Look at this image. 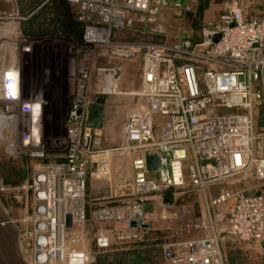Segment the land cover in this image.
<instances>
[{
	"label": "built area",
	"instance_id": "built-area-1",
	"mask_svg": "<svg viewBox=\"0 0 264 264\" xmlns=\"http://www.w3.org/2000/svg\"><path fill=\"white\" fill-rule=\"evenodd\" d=\"M184 1L67 0L84 28V45L94 51L73 76L64 155L50 159L33 139L40 104H27L12 117L27 156L36 162L28 183L7 190L28 200L27 213L12 221L26 264H94L97 254L139 249L152 227L168 220L167 209L186 195L226 181L264 182V128L255 124L264 109V16L247 18L248 7L234 1L219 20L203 23L201 41L186 31L173 43L159 41L166 33L164 11L173 10L182 21L196 12L199 0ZM123 31L139 39L148 31L150 37L118 41ZM139 60L140 85L133 97L147 105L127 114L120 143L106 147L103 131L86 127L85 109L96 95H120V71ZM20 99L19 94L8 101L7 111ZM148 157L158 160L153 171ZM121 161L127 162L130 179L117 182L116 167L125 173ZM92 183L107 185L95 207L89 203ZM210 205L228 209L184 221L163 245L164 264H226L220 240L261 247L262 196L227 189Z\"/></svg>",
	"mask_w": 264,
	"mask_h": 264
},
{
	"label": "rangeland",
	"instance_id": "rangeland-1",
	"mask_svg": "<svg viewBox=\"0 0 264 264\" xmlns=\"http://www.w3.org/2000/svg\"><path fill=\"white\" fill-rule=\"evenodd\" d=\"M21 2L0 0V29L9 24L17 26L15 40L11 42L9 36L0 39V71H5L0 76V94L3 97V100H0V112L7 118L3 119L0 115V216L3 217L5 210L11 223L27 213L29 205L25 195L15 197L7 190L28 183L31 170L36 164L27 156L28 148L24 146L21 135L17 134V124L12 117L19 115L21 108L27 104H40L42 112L38 134L34 135L33 139L39 140L50 159H60L68 145L66 125L73 101V76L78 74L80 66L86 63L88 55H93L94 51L84 43L75 42L60 34L54 35L60 29L58 22L60 18L55 12V5L46 2L48 8H45L46 10L40 8L35 12L38 16L33 24L28 23L29 17H27L33 7V0H21ZM217 2H223L227 6L232 0H217ZM71 13L73 14L72 9ZM173 19H177L174 14ZM33 27L42 37L27 40L24 37V29L30 31ZM132 38L137 40L136 42L142 40L130 31L120 32L117 36V40L121 42L131 43ZM125 66L122 68L123 77L119 81L120 95L112 97V103L106 112L103 131L106 147L117 146L120 143L119 131L122 120L132 108L133 93L140 85V60L128 62ZM19 81H21L20 85ZM44 81L51 82L56 90H62L66 87L64 83L68 81L67 94L49 98V94L42 91ZM19 88L21 99L18 103L10 105L13 110L8 112L7 108L11 104L8 101L17 99ZM255 124L258 130L264 128L263 108L258 110ZM18 126H21L20 121ZM118 168L115 169L114 180L120 182L119 173L123 172ZM123 175L125 179H130L126 171ZM88 194L89 203L95 207L99 200L107 195V185L92 183ZM152 211V206L148 205L146 212ZM166 212L168 220L158 221L152 227L149 239L141 245V249L96 256L94 264H164L163 245L180 231L184 221L200 217V192L186 195ZM20 244L23 249L21 238ZM23 257L26 262V257Z\"/></svg>",
	"mask_w": 264,
	"mask_h": 264
},
{
	"label": "crops",
	"instance_id": "crops-1",
	"mask_svg": "<svg viewBox=\"0 0 264 264\" xmlns=\"http://www.w3.org/2000/svg\"><path fill=\"white\" fill-rule=\"evenodd\" d=\"M234 1H238L241 5L248 7L246 11L247 18H253V17L261 18L264 16V0H232V2ZM232 2H230L229 4H231ZM224 6L225 4L223 2H217V0H212V4L210 8L205 12L203 16V23L219 20L221 15L224 13V8H225ZM173 14L175 15V12L171 9L163 12L161 16V20L165 25L166 33L163 36L158 37V40L165 43H173L179 38L180 34L183 31L188 32L191 35V37L194 38L195 31L188 24V21H186L185 19L184 21H182L178 18L174 20ZM149 37L150 35L148 31L146 32L145 35L141 36L142 39H148ZM125 65H127V63ZM4 72H5L4 70L0 71V76L3 75ZM20 84L21 81H19V85ZM43 84L44 85L42 91L43 90L46 91L49 94V98L53 99L56 98L57 95L64 96L67 94L66 89L68 90L67 87L68 81L64 83L66 87H64L62 90H56L51 85V82L45 83L44 81ZM19 92H20V88H19ZM0 100H3L1 94H0ZM119 164L120 167L122 166L124 168V171H126V174L128 175L129 170H128L127 162L121 161V163ZM119 176L121 181L127 180L125 179L124 175L119 174ZM227 189H243L246 190L249 195H259L264 198V182L251 181V182H244L239 185H233L231 181L218 183L209 186L204 193L200 192V218L202 216L207 215L209 211L212 214H215L217 211H226L228 209V205H224L219 208H215L210 205L212 199L216 198L223 190H227ZM220 247L222 249L226 264H264V248L262 246L258 248L240 247L238 245H234L225 242L223 240H220Z\"/></svg>",
	"mask_w": 264,
	"mask_h": 264
},
{
	"label": "water",
	"instance_id": "water-1",
	"mask_svg": "<svg viewBox=\"0 0 264 264\" xmlns=\"http://www.w3.org/2000/svg\"><path fill=\"white\" fill-rule=\"evenodd\" d=\"M174 3L185 5L186 2L184 0H174ZM44 5H42L40 8H42ZM215 41L218 42L219 37H217ZM116 62H119V60H116ZM112 97L113 96H107L103 94L96 95L94 97L93 103L85 109L86 127L104 131L105 114L107 111L106 109H108V107L111 105ZM143 105H147V100L144 99L138 101L135 97H133V106L130 109V111H128L124 116L122 120V124L129 112H132L136 109V107ZM122 124L119 131V140H121ZM147 166L150 171L155 170L158 166L157 158L148 157ZM172 199H173V191L167 192L165 197V203L168 205L171 204ZM133 226L136 227V223H133ZM68 228H72L71 217H68ZM261 246L264 248V242L262 243ZM0 264H26L24 262L23 252L20 245V233L18 228L14 226L12 223L11 225H9L1 216H0Z\"/></svg>",
	"mask_w": 264,
	"mask_h": 264
},
{
	"label": "trees",
	"instance_id": "trees-1",
	"mask_svg": "<svg viewBox=\"0 0 264 264\" xmlns=\"http://www.w3.org/2000/svg\"><path fill=\"white\" fill-rule=\"evenodd\" d=\"M52 3L55 5V12L57 16L60 18L58 22H60V29L55 32L54 35H62L66 36L69 39L78 42V43H83V37H84V28L83 26L75 19L74 13H71V7L67 0H33L34 3H32L33 7L31 10L28 12L29 21L28 23H33L35 22V19L37 18L38 15H36V11L44 5L46 2ZM21 2V0H20ZM22 4V2H21ZM212 4V0H199L197 9L195 13H189L186 15L185 20L188 21V24L193 28L195 31V35L193 41L194 42H199L201 41L200 38V30L203 25V16L205 12L210 8ZM30 7V5H29ZM48 8L46 5H44L40 10ZM41 14V13H40ZM24 37L27 40L31 39H38L41 38L42 35L38 34L36 29L33 27L30 31H27L24 29ZM137 38H139L137 36ZM134 38H132V41L130 42H136ZM141 249V248H139ZM139 249H136L139 250ZM131 251V250H130ZM134 251V250H133ZM118 253V252H116ZM111 254V253H108ZM101 255H107V254H97L96 256H101ZM95 256V258H96ZM102 257H100L101 259ZM104 258V256H103ZM95 262V261H94ZM105 262V261H104ZM105 264V263H102Z\"/></svg>",
	"mask_w": 264,
	"mask_h": 264
},
{
	"label": "bare ground",
	"instance_id": "bare-ground-1",
	"mask_svg": "<svg viewBox=\"0 0 264 264\" xmlns=\"http://www.w3.org/2000/svg\"><path fill=\"white\" fill-rule=\"evenodd\" d=\"M17 26L16 25H14V24H9V25H7L6 27H4L3 29H0V39H5L6 38V36H9L12 40H11V42L13 41V40H15L14 38H16L17 36V28H16ZM8 38V37H7ZM12 46V45H11ZM6 47V46H5ZM3 49V48H2ZM13 50V49H12ZM10 51V50H9ZM26 51V50H25ZM0 115H1V118H3V119H7V118H5L4 116H3V114L2 113H0ZM34 130H36V128L34 129ZM4 210V209H3ZM2 211V210H1ZM6 211L4 210V215H3V219L8 223V224H11V221H10V219L8 218V215H7V213H5ZM3 214V213H2ZM21 245V244H20ZM22 248V247H21ZM23 250V249H22ZM22 252H24V251H22ZM23 256H25V253H23ZM25 259V258H24Z\"/></svg>",
	"mask_w": 264,
	"mask_h": 264
},
{
	"label": "flooded vegetation",
	"instance_id": "flooded-vegetation-1",
	"mask_svg": "<svg viewBox=\"0 0 264 264\" xmlns=\"http://www.w3.org/2000/svg\"><path fill=\"white\" fill-rule=\"evenodd\" d=\"M124 67V66H123ZM126 67V66H125ZM123 74H124V70L122 71H120V75H119V79L121 80L122 79V77H123ZM105 120H106V115H105ZM117 260H120V259H117Z\"/></svg>",
	"mask_w": 264,
	"mask_h": 264
}]
</instances>
